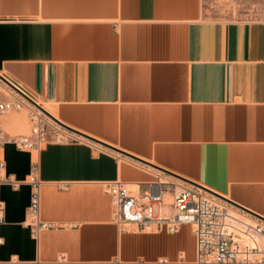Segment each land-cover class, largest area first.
Segmentation results:
<instances>
[{"label":"crops","instance_id":"1","mask_svg":"<svg viewBox=\"0 0 264 264\" xmlns=\"http://www.w3.org/2000/svg\"><path fill=\"white\" fill-rule=\"evenodd\" d=\"M0 73L76 130L19 148L24 112L0 111L1 172L20 182H0V264H197L191 225L116 222V179L141 203L161 187L155 215L186 178L264 216V19L209 17L204 0H0ZM33 175L53 224L38 235Z\"/></svg>","mask_w":264,"mask_h":264},{"label":"built area","instance_id":"2","mask_svg":"<svg viewBox=\"0 0 264 264\" xmlns=\"http://www.w3.org/2000/svg\"><path fill=\"white\" fill-rule=\"evenodd\" d=\"M12 90L20 97L14 95L10 99L0 101V111L10 112L27 107L31 124L29 134H21L14 138L19 148H41L48 141L49 134H53L58 140L74 139L65 134L59 123L15 89ZM29 96L37 100L32 93ZM3 167L4 163L0 162V172ZM1 181L11 182L15 186L20 183L16 179L5 177L3 173L0 174ZM31 182L33 192L28 211L34 224L33 231L38 235L41 228L53 227V224L40 220V181L33 175ZM167 183L171 184L174 196L172 202L174 212L155 215L153 203L164 204V190L161 187L148 190V202L141 203L124 180L104 182L106 190L112 194L116 203V222L119 225L138 224L142 227L155 224L158 229L172 232L183 224L191 225L196 240L197 264H264V216L201 185L183 180H171ZM2 218L3 206L0 205V220ZM14 261L19 264H41L39 259ZM115 264L120 262L116 261Z\"/></svg>","mask_w":264,"mask_h":264},{"label":"rangeland","instance_id":"3","mask_svg":"<svg viewBox=\"0 0 264 264\" xmlns=\"http://www.w3.org/2000/svg\"><path fill=\"white\" fill-rule=\"evenodd\" d=\"M204 13L213 18L264 19V0H204ZM1 80L0 78V82L7 87L6 82ZM15 94L20 97L17 93ZM37 101L46 109L51 110L48 106L49 102L41 98ZM27 105L32 106L30 103H27ZM22 111L28 123L27 130L23 132H29L31 124L28 117V108L24 107ZM164 187L168 188V185H164Z\"/></svg>","mask_w":264,"mask_h":264},{"label":"water","instance_id":"4","mask_svg":"<svg viewBox=\"0 0 264 264\" xmlns=\"http://www.w3.org/2000/svg\"><path fill=\"white\" fill-rule=\"evenodd\" d=\"M0 78L3 80V81H5L8 85H10L13 89H15L17 92H19L21 95H23L24 97H26L29 101H31L35 106H37L41 111H43L46 115H48L49 117H51L53 120H55L57 123H59L61 126H64V127H66V128H69V129H71V130H74V131H76L75 129H73V128H71L70 126H67L66 124H64L63 122H61L55 115H53L51 112H49L47 109H45L37 100H35V99H33V98H31L29 95H31V92L29 91V90H27L26 88H24L23 86H21L17 81H15L13 78H11L10 76H8L7 74H1L0 73ZM29 94V95H28ZM85 135V134H84ZM87 136V135H86ZM88 137H90V136H88ZM91 138V137H90ZM112 148H114V149H116V150H118V151H120V152H123V153H125V154H127V155H129V156H131V157H133V158H135V159H137V160H139V161H141V162H144V163H147V164H151V165H154V166H156L155 164H152L151 162H149V161H147V160H144V159H142V158H140V157H137V156H135V155H133V154H129V153H126V152H124L123 150H120L119 148H116V147H114V146H111ZM156 167H159V166H156ZM161 168V167H160ZM161 169H163V168H161ZM165 171H168V170H165ZM183 179H185V180H187V181H189L190 183H193V184H196V185H199V184H197V183H195V182H193V181H191V180H188V179H186V178H183ZM203 187H205V186H203ZM206 188V187H205ZM208 190H210L209 188H207ZM210 191H212V192H214L213 190H210ZM214 193H216V194H218V195H220V196H222L221 194H219V193H217V192H214ZM222 197H224V196H222ZM230 201H232V200H230ZM233 202V201H232ZM235 203V202H234ZM237 204V203H236ZM239 205V204H238ZM243 207V206H242Z\"/></svg>","mask_w":264,"mask_h":264},{"label":"clouds","instance_id":"5","mask_svg":"<svg viewBox=\"0 0 264 264\" xmlns=\"http://www.w3.org/2000/svg\"><path fill=\"white\" fill-rule=\"evenodd\" d=\"M0 174H2V172H0ZM14 179V178H13ZM18 189V185H16L15 187H14V190H17ZM0 243H3V241L2 240H0Z\"/></svg>","mask_w":264,"mask_h":264},{"label":"bare ground","instance_id":"6","mask_svg":"<svg viewBox=\"0 0 264 264\" xmlns=\"http://www.w3.org/2000/svg\"><path fill=\"white\" fill-rule=\"evenodd\" d=\"M45 108V107H44ZM46 109V108H45ZM47 110H49L48 108H47ZM50 111V110H49Z\"/></svg>","mask_w":264,"mask_h":264}]
</instances>
